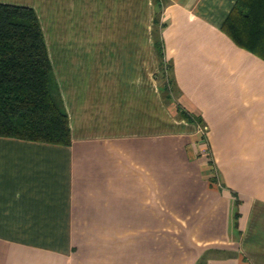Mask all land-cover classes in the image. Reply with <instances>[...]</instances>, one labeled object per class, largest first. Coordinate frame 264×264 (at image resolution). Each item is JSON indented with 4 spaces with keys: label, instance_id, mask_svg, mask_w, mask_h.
<instances>
[{
    "label": "crops",
    "instance_id": "0c3cea01",
    "mask_svg": "<svg viewBox=\"0 0 264 264\" xmlns=\"http://www.w3.org/2000/svg\"><path fill=\"white\" fill-rule=\"evenodd\" d=\"M235 1L0 0L37 14L71 134L0 136V264H264V60L221 30Z\"/></svg>",
    "mask_w": 264,
    "mask_h": 264
},
{
    "label": "trees",
    "instance_id": "16d2710c",
    "mask_svg": "<svg viewBox=\"0 0 264 264\" xmlns=\"http://www.w3.org/2000/svg\"><path fill=\"white\" fill-rule=\"evenodd\" d=\"M158 23L156 13L155 24ZM221 30L236 45L264 60V0H236ZM158 49L162 51L160 45ZM175 104L181 118L203 125L199 116L178 102ZM0 136L60 145L71 142L68 114L38 16L29 6L3 2H0Z\"/></svg>",
    "mask_w": 264,
    "mask_h": 264
},
{
    "label": "rangeland",
    "instance_id": "374dc122",
    "mask_svg": "<svg viewBox=\"0 0 264 264\" xmlns=\"http://www.w3.org/2000/svg\"><path fill=\"white\" fill-rule=\"evenodd\" d=\"M159 1H165V0H159ZM165 64H163L162 66V70L160 71L158 78H159V82L160 85L162 86V89L164 90V94L165 97L168 101H172L174 103L180 101L181 98V94L178 90V88L176 87L175 83H174V79L172 77V73H171V68L168 67V64L166 62H164ZM176 101V102H175ZM180 105H182L181 103H179ZM202 131L205 130V128L202 126Z\"/></svg>",
    "mask_w": 264,
    "mask_h": 264
}]
</instances>
